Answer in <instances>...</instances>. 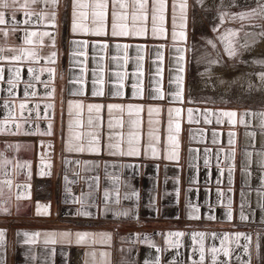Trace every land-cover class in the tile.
Returning <instances> with one entry per match:
<instances>
[{"label":"crops","instance_id":"obj_1","mask_svg":"<svg viewBox=\"0 0 264 264\" xmlns=\"http://www.w3.org/2000/svg\"><path fill=\"white\" fill-rule=\"evenodd\" d=\"M81 2L90 7L77 11L87 12L84 23L94 27L95 0ZM24 3L19 0L14 8L0 9L6 20L0 25V232L4 233L0 264H201L202 247V264H214V259L216 264H261L264 106L250 105L254 103L247 96L216 101L207 90L192 85L193 0H166L164 35L157 37L151 34V0L144 37L110 35L114 10L127 11L131 25L132 0H127L126 10L113 7L109 0L108 35L101 36L73 32L74 0L56 4L29 0L26 8ZM181 3L186 4L183 11ZM174 30L183 31L185 39L174 41ZM214 39L219 48L229 46ZM84 40L89 42L86 48L75 43ZM104 43L108 47L101 49ZM117 44L130 45L127 62ZM138 45L143 51L137 52ZM53 52L54 62L48 59ZM118 73L126 74L122 96L114 94ZM100 77L103 85L94 83ZM137 83L141 96L133 95ZM28 84L33 86L26 88ZM100 87L103 95L93 96ZM157 87L163 99L153 98ZM81 89L82 94L73 95ZM178 90L180 100L174 98ZM70 103H82L83 108H73L70 114ZM95 104L103 106L100 113H89L88 105ZM108 105H122L124 111L113 109L109 114ZM128 105L143 106L138 127L131 124L137 116L128 114ZM149 107L161 111L149 117ZM176 108L181 109L180 116L170 117L168 110ZM188 109L193 110L191 123ZM227 111L237 113L235 124L220 116ZM208 113L210 123L205 122ZM245 113L249 115L241 124ZM170 118L173 135H177L175 122L180 124L178 160L167 158ZM118 120L123 123L117 124ZM150 131L159 136V143L149 140ZM130 133L139 135L141 155L109 154L110 142L122 141L126 149ZM230 133H235L232 144ZM93 139L99 140L98 153L87 151ZM150 142L158 148L157 157L146 151ZM69 143L86 150L69 151ZM241 211L247 220H241ZM64 232L72 235L62 237ZM178 232L184 235L169 236ZM76 233L90 235L77 243ZM237 234H241L238 240ZM213 248L219 251L214 253ZM225 249L231 251L230 257L224 255Z\"/></svg>","mask_w":264,"mask_h":264},{"label":"snow or ice","instance_id":"obj_2","mask_svg":"<svg viewBox=\"0 0 264 264\" xmlns=\"http://www.w3.org/2000/svg\"><path fill=\"white\" fill-rule=\"evenodd\" d=\"M29 0H25L24 3V7H27ZM40 2V0H31V3L36 4ZM43 3L47 4L49 3V0H42ZM50 2L52 4H56L58 2V0H50ZM19 3V0H0V9H8L10 7L14 8L17 4ZM112 4L113 7H115V5H119L120 9H124L126 10L129 5L127 3V0H112ZM109 5V0H95V2L91 5V7L93 8V11L91 13L92 16V24L94 25V27H89L86 23H84V21L88 18V13L84 12V11H77V9H85L90 7L89 4L86 3H82L81 0H74V4H73V23H72V30L73 32H82V33H86V34H91V35H95V36H101V35H108V32H106V10L108 8ZM132 5H133V11L131 13V25H129L127 23L129 16L127 14V11H113L112 12V24H111V32L110 35L112 37H127V36H134V37H144L147 34V28H146V22L149 18V5H150V0H132ZM151 20H152V27H151V34L153 37H157V36H163L164 35V27H163V22H164V11H165V7H166V0H151ZM175 7V6H174ZM180 8L183 11L186 8V4L185 3H181L180 4ZM15 13H13L14 15ZM25 15H32V13L30 12H26ZM226 15V14H225ZM255 17H259L261 19H264V4H257V7L250 10V11H246V12H241L239 14V18L241 20H245V19H253ZM183 18V17H182ZM55 19V14H53V20ZM159 22V23H158ZM6 23L5 20V13L3 11H0V25H3ZM24 23H29L28 20H25ZM173 27L175 29L176 27V23H175V16L173 18ZM184 24L181 23L180 24V28H183ZM36 33H31L30 35H35ZM262 35H264V33H261ZM43 35H49L48 33H43ZM228 35H236V33H229ZM172 38L173 40H184L185 39V33L183 31L180 32H176L175 30L172 33ZM26 43H30L31 41L26 40ZM54 43V40H53ZM77 44L78 47L82 46L84 48L87 47L88 45V41L84 40V41H76L75 42ZM231 45V42H229V46ZM247 46V45H245ZM99 47H101V49H106L108 47L107 43L101 44L99 45ZM117 49L123 48L124 49V59L125 62H127V50L130 47V45L128 44H124V45H120L117 44L116 45ZM137 52H141L143 51V46L142 45H138L136 48ZM177 51H180L179 49H177ZM81 53H77L74 52L73 55H78ZM235 54V50L231 49L229 51V55H234ZM34 55V54H33ZM56 53L53 52L51 54V56L48 58L50 61L54 62V58H55ZM159 55V54H158ZM143 57L141 56H137V59L140 60ZM15 59H19V57H15ZM102 59V57H101ZM179 60H183V56L178 57ZM180 71H182L183 69H179ZM49 72H53L54 70L52 69H48ZM3 72V69H0V73ZM142 74V73H140ZM119 79H118V83L116 85V92L114 93L116 96H122L123 92L121 91V89L123 88V79L124 76L126 74H117ZM16 76L17 79L19 78V69H17L16 71ZM2 75H0V79H2ZM38 79V77H37ZM177 83L179 84L182 80V77H177ZM261 79L264 80V75L261 76ZM8 83L10 85H13V87L15 86V81L13 80H8ZM94 83H99L100 85H103L104 81L103 78L100 77L98 80L94 81ZM33 85L28 84L26 85V88L28 87H32ZM135 91L133 93L134 96H141L142 95V89L140 87V84H134L132 86ZM156 93L157 95L153 98L155 99H163V93L160 91L159 87H157L156 89ZM76 94H82V89L80 90V93H73V95ZM25 95L27 96L28 93L26 92ZM32 96H35L36 93L32 92L31 93ZM93 96H98V95H103V87H100L99 89H95L92 92ZM175 99L180 100L182 99V90H178L175 93ZM39 107V105H37V108ZM46 107H51V105H47ZM20 108L23 111V109L25 108V104L21 103L20 104ZM75 108L77 110H80L83 108V104L82 103H70L69 104V113L71 114L72 109ZM103 108L102 105L99 104H95V105H88V111L89 113H92L93 111H95L97 114L100 113L101 109ZM108 112L109 114L112 113L113 109L118 110L120 112L124 111V106L122 105H108ZM127 111L128 114L131 116L133 113H135V115L137 116L136 120L131 121V124L133 127H138L139 126V115L140 113L143 111V106L142 105H128L127 106ZM161 109L159 107H149L148 108V114L149 117L152 116L153 113H156L157 115L160 113ZM169 116L171 117L173 113H175L176 117L180 116L181 113V109L176 108V109H169ZM208 115H211V113H208L207 115H205V122L206 123H210V120H208ZM245 115H249L248 113H245L244 115H241L240 117V123L241 124H245ZM220 116L222 117H227L229 120V123L231 124H235L236 123V117H237V113L235 111H227V112H221ZM37 117H39V113H37ZM97 119H99V116H97ZM193 110L192 109H188V121L191 123L193 122ZM217 122L220 123V119H217ZM92 118H89V124H92ZM123 121L122 120H118L117 124H122ZM149 123L151 124L152 121L151 119L149 120ZM156 123H159V121H156ZM112 125V121H109V128H111ZM22 127V125L18 124L17 125V129H20ZM71 127V125H70ZM261 127H264V121L261 122ZM38 131V129H37ZM168 131H169V135H168V145H169V150H168V155L167 158L168 159H174V160H178L179 159V140H178V134L180 132V124L177 120V122H175V133L177 135H173V121L170 118L169 119V123H168ZM24 134H34V133H28L25 132ZM48 135L51 134V124L48 125V132L46 133ZM235 135V133H230V139H229V144H232L233 141L231 139V137H233ZM250 135H255L254 133H251ZM215 136V133H214ZM155 139L157 143H159V136H153V132L150 131L149 132V140L151 141L152 139ZM111 140V137L109 138ZM215 142V141H214ZM107 148L109 149V154L112 155H127V156H139L141 155V144H140V138L139 135L136 133H130L129 134V138L127 140V147L126 149L123 147V142L122 141H118L116 143H109L107 145ZM69 151H77V152H84L86 149L82 146H73L71 143H69ZM87 151L92 152V153H98L100 151V147H99V140L98 139H93L92 141H89V145L87 148ZM146 151H150L151 155L153 157H157L159 155V151L158 148L152 144L151 142L147 145V149ZM251 155V154H249ZM208 161L205 160V164H207ZM231 172V169L229 170ZM108 193H105V198H107ZM229 209L231 208V201H229L228 204ZM243 208V205L241 206ZM82 215H88L87 212L81 213ZM229 219H231V213L229 212ZM211 218V217H210ZM240 218L241 220H247L248 217L244 215L243 211H241L240 214ZM55 235V234H52ZM62 237H70L72 234L69 232H64L60 234ZM76 239H77V243H80L82 241H85L88 236L90 235L89 233H76ZM183 236V233H170L169 236ZM201 236V240L203 239V234H197ZM241 234H237L236 239L238 240L240 238ZM3 237H4V233L0 232V242L3 241ZM195 238V237H193ZM108 239H110V236L108 237ZM228 236L224 237V240H228ZM245 239H247V237H245ZM54 242V241H53ZM239 246V245H238ZM212 251L215 253L217 251H219L218 249L213 248ZM247 254V252L245 253ZM224 255L225 256H231L232 253L231 251H229L228 249H225L224 251ZM204 256H203V247L201 248V264L203 262ZM240 258L237 257V260H239ZM214 264H216L215 259H214ZM220 264H228L227 261H222L220 262Z\"/></svg>","mask_w":264,"mask_h":264},{"label":"rangeland","instance_id":"obj_3","mask_svg":"<svg viewBox=\"0 0 264 264\" xmlns=\"http://www.w3.org/2000/svg\"><path fill=\"white\" fill-rule=\"evenodd\" d=\"M258 3L264 0H193L191 83L214 95L213 100L247 96L253 100L250 105L264 106V19L239 18ZM215 37L231 45L219 48ZM231 49L234 55H229ZM260 263L264 264V256Z\"/></svg>","mask_w":264,"mask_h":264},{"label":"bare ground","instance_id":"obj_4","mask_svg":"<svg viewBox=\"0 0 264 264\" xmlns=\"http://www.w3.org/2000/svg\"><path fill=\"white\" fill-rule=\"evenodd\" d=\"M203 86H204V85H203ZM206 88H207V87H206ZM191 89H192V88H191ZM198 89H199V88H198ZM200 89H201V87H200ZM200 89H199V90H200ZM192 90H193V89H192ZM195 90H196V89H195ZM204 90H206V89H204Z\"/></svg>","mask_w":264,"mask_h":264}]
</instances>
